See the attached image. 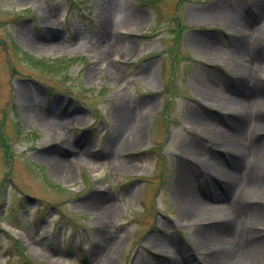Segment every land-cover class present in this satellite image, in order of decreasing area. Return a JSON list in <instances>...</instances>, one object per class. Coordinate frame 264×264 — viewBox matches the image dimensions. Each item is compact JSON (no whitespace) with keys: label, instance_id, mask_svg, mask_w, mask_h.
Returning <instances> with one entry per match:
<instances>
[{"label":"rangeland","instance_id":"obj_1","mask_svg":"<svg viewBox=\"0 0 264 264\" xmlns=\"http://www.w3.org/2000/svg\"><path fill=\"white\" fill-rule=\"evenodd\" d=\"M224 13L264 25V0H0V264H214L194 234L213 235L207 224L219 215L185 214L176 177L188 174L190 198L210 201L214 189L186 149L239 168L241 181L254 158L232 165L227 145L194 119L225 135L239 127L251 153L264 142V130L248 128L254 112L232 122V106L204 97L209 85L228 98L264 97V72L235 88L228 60L264 62V33L249 31L241 44ZM134 16L141 21H123ZM101 43L113 46L105 56ZM126 45L133 50L124 54ZM32 106L58 129L44 128ZM257 197L226 199L238 228L247 205L264 212ZM154 236L168 247L154 248Z\"/></svg>","mask_w":264,"mask_h":264},{"label":"bare ground","instance_id":"obj_2","mask_svg":"<svg viewBox=\"0 0 264 264\" xmlns=\"http://www.w3.org/2000/svg\"><path fill=\"white\" fill-rule=\"evenodd\" d=\"M221 16L222 19L226 21V23L232 24L235 28L240 29L238 31H241V34L237 35V37L240 39L241 44L246 41V37L250 32H253L254 34V29L256 28L262 29L264 33V25L255 26L254 24H245L244 22L235 21L231 15L228 16L226 13H224V15L222 14ZM124 19V22L130 24L133 22H140L142 18L141 16H134ZM251 36L253 35L251 34ZM112 47V45H105L104 43H101L100 47L98 48V53H101V55L105 56ZM119 50L123 51L124 54H127V51L129 52L130 50H133V46H122L119 48ZM208 50L210 54H219L218 49L214 46L208 47ZM262 51H264V49ZM239 56L229 57L228 59L230 64H232V68H234V71L236 72L235 88H237V86H241V84L245 83V81L246 83L261 82V77L263 76L264 78V75L258 78V73L259 71L264 72V62H261L260 64H254L243 61L240 58L241 56ZM242 90H245L244 87H242ZM204 97L210 102H219L220 104L228 107L232 106L233 109L230 114V117L232 115V122L236 120L239 123H242L245 118H249L250 120V114L254 112V120H250L248 128L252 131L264 130V97L257 101H251L249 99L240 100L235 96L228 98L226 94L222 92V90L213 87V85H209V88H204ZM247 100L249 101L247 102ZM245 105L247 106L248 110V114L246 115L244 114ZM29 112L31 113V116L36 118L37 121L41 122L42 126L48 130L55 131V129H58V126H60V124H58L53 119H50V117H42L40 110H38L36 107H30ZM39 117H42V120H39ZM194 120L198 126H200L212 136L213 141H216L218 144L227 145L229 148V153L233 157L234 163H232V165L235 164L236 166H239V159L241 160L245 154L254 158L252 162L251 158L249 159V157H247L248 162L245 166L248 172L247 179L245 181H241L240 177L238 176L239 168L229 172L228 170L217 166L210 160L205 159L204 155L198 150L192 149L190 147L186 149L187 154L195 157L196 161L198 162V169L200 170L201 177H204V179H206L207 185L214 189V197L210 198V201L213 200V203L207 199H203V197L201 199L196 195L190 198L191 196L188 193L190 177L184 172V170H180L176 180L178 182V186L180 185V193L182 194L185 201V214H188L194 218L197 217L200 221H204L205 219L209 218L211 219V217L216 214L220 216H214L215 218H218L217 222L213 221L207 224L208 226L210 225L209 228L213 229V235L205 237L200 233H196L194 234V240L198 244L204 243L209 246L208 249L211 250V253L206 257L214 264H254L264 253V226L254 227L250 225L252 221L255 220H260L264 223V212H259L257 209H253L247 205L249 210L245 212L244 217L241 219L242 221H240L242 222V225L240 228H238L240 223L238 222L237 224L235 222L237 218H235V215L232 211L233 208L230 209L231 207L235 206L234 201L232 200L230 204L227 205L226 199L235 198L234 200L236 202L238 201L239 203L243 204L244 202L247 203L246 201H252V198H254L253 201H259L257 196L264 195V179L262 177L259 178L258 172L261 169H264V142L262 143L261 147L256 149V152H252V154L250 151L253 150H251L249 147H245V145L240 140L239 127L236 126L235 129L233 126V129L237 131H233L234 133H227L228 135H225V133L216 126H213L205 121H201L200 119ZM63 137L64 136L60 134L59 138L61 140H63ZM136 137L138 138V135H136ZM57 164L59 168H64L66 166L65 162L63 163L62 160L58 161ZM192 184L194 185V182ZM99 216L100 217H98V219L100 221L105 220L106 213H101ZM231 223L233 224V231L230 228ZM251 227H254V229ZM236 229L239 230L236 231ZM258 235L259 237L261 236L260 240L257 239ZM239 238H241L243 242L242 250H239L238 245L235 243L240 241ZM151 242L154 248H163V250H165L168 247L166 245L167 242L165 239L161 238L160 236H154L151 239ZM176 264H183V259L182 261H176Z\"/></svg>","mask_w":264,"mask_h":264}]
</instances>
